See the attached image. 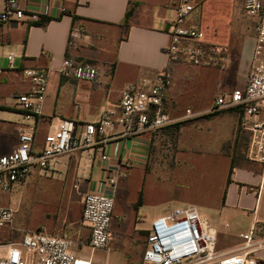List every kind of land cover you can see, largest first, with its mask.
<instances>
[{"label": "crops", "instance_id": "0c3cea01", "mask_svg": "<svg viewBox=\"0 0 264 264\" xmlns=\"http://www.w3.org/2000/svg\"><path fill=\"white\" fill-rule=\"evenodd\" d=\"M18 1L24 18L0 21V155L16 149L21 130L30 126L35 128V153L61 119L72 120L79 133L84 124L97 121L103 112L117 110L125 85L151 81L167 66L173 74L165 96L171 122L155 131L127 136L119 135L122 127L117 126L109 131L113 137L107 143L95 145L93 160L88 152L79 150L59 156L50 170L34 164L26 180L10 193H0L1 206L15 213L12 194L25 190L28 182L38 186L52 209L37 229L80 245L88 242L90 234L82 221L84 195H110L115 209L122 190L141 195L142 201L138 208L139 197L135 203L130 201V209L123 215L115 216L113 211V218L120 221V233L130 238L147 235L149 229L142 226L150 220L148 210L160 212L166 204L161 168L165 160L166 165L178 167L180 157L186 155L190 161L201 158L206 163L200 174L198 202L183 197L178 207L196 205L217 233L223 232L226 240L219 242V251L235 250L242 242L241 235L253 224L264 232V167L247 156L249 132L240 125L241 110H211L218 97H228L248 82L256 18L245 13V0H194L199 8L190 22L200 27L205 44L226 49L221 67L168 63L164 48L170 42L169 21L179 0ZM5 9L6 0H0V12ZM31 13H37L38 19L32 20ZM77 27L83 28V34L70 43L71 31ZM10 53L15 55L14 68L9 67ZM66 58L94 64L99 71L97 80L63 76ZM34 67L49 70L47 97L41 115L26 117L17 98L30 89L23 70ZM260 118L264 120V111ZM102 154L107 156L105 160ZM188 164L193 166V162ZM112 177L116 179L114 185L108 182ZM111 232L110 244L114 239ZM21 237L8 225L0 230L2 245ZM86 249L79 248L80 253L91 257L93 264H111L112 255L125 258L128 248L110 246L104 250L108 252L105 259L96 257L95 250L86 253ZM257 260L264 264V249Z\"/></svg>", "mask_w": 264, "mask_h": 264}, {"label": "built area", "instance_id": "2783aa9c", "mask_svg": "<svg viewBox=\"0 0 264 264\" xmlns=\"http://www.w3.org/2000/svg\"><path fill=\"white\" fill-rule=\"evenodd\" d=\"M194 0H179L175 15L169 21V44L164 48L168 63H182L195 67H221L226 60V49L215 44H205L200 27L190 22L198 10ZM245 13L256 18V44L253 52L248 82L244 89H235L228 97H218L211 110L240 108V125L249 132L247 156L264 167V0H245ZM25 16L18 0H6V9L0 12V21L21 20ZM32 20L38 19L31 13ZM83 34V28L71 31L70 43ZM15 55L7 56L9 67L14 68ZM1 73V69H0ZM30 81L28 92L17 100L26 117L39 116L47 97L49 70L34 67L23 70ZM61 74L77 81L94 82L98 68L72 58L63 62ZM173 82L167 66L151 81L129 83L120 91L116 111L103 112L97 121L84 124L76 133L75 123L61 119L57 127L45 138L42 149L33 152L35 128L21 130L19 145L11 153L0 155V193H10L26 180L35 164L42 170L54 167L59 156L73 151L88 152L93 160L94 147L107 143L113 136L109 131L121 126V136L142 131H155L167 126L171 119L166 111L165 96ZM190 114V110L186 111ZM105 154L101 159H106ZM115 177L109 178L115 184ZM114 211L112 196L89 192L83 198L82 221L89 228L87 244L76 245L67 237L51 236L41 229L25 232L18 241L0 243V264H93L91 257L80 253L86 246L92 251L109 247ZM14 210L0 205V230L12 225ZM217 230L196 205L175 207L151 222L143 253L145 264H256L257 255L264 249V235L253 224L241 235V244L232 251L217 249Z\"/></svg>", "mask_w": 264, "mask_h": 264}, {"label": "rangeland", "instance_id": "374dc122", "mask_svg": "<svg viewBox=\"0 0 264 264\" xmlns=\"http://www.w3.org/2000/svg\"><path fill=\"white\" fill-rule=\"evenodd\" d=\"M245 3V2H244ZM245 11V10H244ZM186 155L180 157L182 160L178 167H172L166 165V160L161 168L163 178L162 183L164 184V199L165 206L160 212L157 209L148 210L150 215V220H145V224L142 226L144 228H150L151 219L154 217H159L164 211L171 210L175 207H178V203L183 197L187 201H196L198 202L199 192L202 188V182L200 180L201 171L205 169L206 161L204 159H192L190 161L186 158ZM185 162V163H184ZM187 162V163H186ZM193 162V166H190L188 163ZM196 168V169H195ZM36 187V188H35ZM7 194V193H3ZM14 195V204L16 211L13 216V223L16 232L22 235L25 232H30L31 230H36L45 220V215L52 209L51 203L38 192V186H30L29 182L26 184V188L23 191H19ZM184 195V196H183ZM138 195L130 192L126 194L122 190L118 192L114 215L120 216L123 215L130 209V201L135 203L138 200ZM163 211V212H162ZM120 221L119 219L113 218L111 230L113 231V241L109 245L112 248H128L127 257H118L114 255L111 257V264H145L143 262V253L146 248V234H135L130 238V235H124L119 231ZM260 235H264V232H260ZM226 236L221 232L217 234V249L220 247V241L224 243ZM87 242L85 241V244ZM86 253L92 254V250L87 248ZM1 254V250H0ZM96 257L105 259L108 257V252L97 249L94 251Z\"/></svg>", "mask_w": 264, "mask_h": 264}, {"label": "trees", "instance_id": "16d2710c", "mask_svg": "<svg viewBox=\"0 0 264 264\" xmlns=\"http://www.w3.org/2000/svg\"><path fill=\"white\" fill-rule=\"evenodd\" d=\"M41 24L43 25L44 22L41 23ZM141 201H142V196L140 195L138 202L135 204V208H138V207L141 205ZM147 235H148V232H147ZM146 237H147V236H146Z\"/></svg>", "mask_w": 264, "mask_h": 264}, {"label": "bare ground", "instance_id": "6f19581e", "mask_svg": "<svg viewBox=\"0 0 264 264\" xmlns=\"http://www.w3.org/2000/svg\"><path fill=\"white\" fill-rule=\"evenodd\" d=\"M256 264H258V262Z\"/></svg>", "mask_w": 264, "mask_h": 264}]
</instances>
